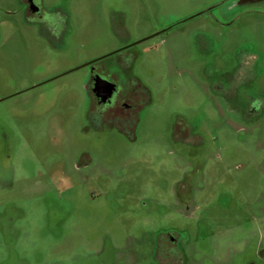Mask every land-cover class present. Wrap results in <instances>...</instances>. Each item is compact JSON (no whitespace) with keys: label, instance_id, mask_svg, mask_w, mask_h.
<instances>
[{"label":"rangeland","instance_id":"1","mask_svg":"<svg viewBox=\"0 0 264 264\" xmlns=\"http://www.w3.org/2000/svg\"><path fill=\"white\" fill-rule=\"evenodd\" d=\"M41 4L0 0V264H264V0Z\"/></svg>","mask_w":264,"mask_h":264},{"label":"flooded vegetation","instance_id":"2","mask_svg":"<svg viewBox=\"0 0 264 264\" xmlns=\"http://www.w3.org/2000/svg\"><path fill=\"white\" fill-rule=\"evenodd\" d=\"M28 6V14L34 19V23L30 25H34L37 28H41L46 24H53L52 20L46 19L43 17V8H42V0H22ZM258 2L259 0H243V2ZM232 9V6H227L224 9V12L228 13L229 10ZM212 10V9H210ZM94 94H96V99L99 101L101 105L99 109V114L104 117H113L120 119L123 124L131 123L133 117H135V112L132 109L134 104L130 98H132V93L127 94L124 98L117 101L115 98L117 97L118 89L114 85H112L105 76H101L97 79V83L95 81L93 85ZM126 104V105H125ZM110 115V116H108ZM157 250V260L160 263L164 264H179L182 260L181 253L174 249L173 245L169 242L167 243L166 239L161 241L160 243L155 245Z\"/></svg>","mask_w":264,"mask_h":264}]
</instances>
